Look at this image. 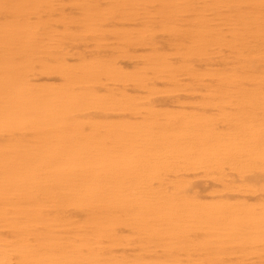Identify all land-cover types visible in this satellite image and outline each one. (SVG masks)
I'll return each instance as SVG.
<instances>
[{
    "label": "rangeland",
    "instance_id": "obj_1",
    "mask_svg": "<svg viewBox=\"0 0 264 264\" xmlns=\"http://www.w3.org/2000/svg\"><path fill=\"white\" fill-rule=\"evenodd\" d=\"M98 144L106 210L72 167ZM50 242L49 264H264V0H0V264Z\"/></svg>",
    "mask_w": 264,
    "mask_h": 264
},
{
    "label": "bare ground",
    "instance_id": "obj_2",
    "mask_svg": "<svg viewBox=\"0 0 264 264\" xmlns=\"http://www.w3.org/2000/svg\"><path fill=\"white\" fill-rule=\"evenodd\" d=\"M176 39H178V38H175V40ZM175 42H177V41H175ZM62 116L63 117H61V116L60 117L62 119H64L65 115L62 114ZM56 117H53V118L55 119ZM53 118H52V120H54ZM58 118L59 117H57V119ZM52 120H50L52 124H54V122L56 123V121H52ZM58 120H57V122H58ZM64 120H62V121H64ZM50 121L48 120V123ZM62 121H59V122H62ZM94 126H96V125H94ZM53 127H54V125H53ZM55 127L57 128L56 124H55ZM52 129L54 131V128H52ZM58 130H61V132H62L61 128L58 129ZM55 131L57 132V134L55 133V136L51 135L52 138L56 137L58 134L64 135V133H65L64 130H63L64 131L63 134L60 133V131L58 132L57 129H55ZM109 132H110V130H109ZM109 132L107 131L106 135L108 137V140L110 141V133ZM66 136H68V135H66ZM77 138H79V137H77ZM66 139H68V138L66 137ZM79 141H81V139L80 140L78 139V146L76 147L75 151L72 152V154L75 155L76 159H79L81 161V157L84 156V155L86 156L87 154H90L91 156H93L94 154L89 151V145L86 144L87 142L84 141L85 144L82 145V143L79 144ZM95 149L98 151L99 154L105 156L104 162L101 159H99V158L98 159L91 158L90 160L86 159L85 161L80 162L81 164H78L79 162H75L74 164H72V167L75 168V169L80 170L82 176H84V174L86 172V169H88V168L91 169L89 178H87L85 176V179L87 178V179L90 180L89 183H88V186H87L88 188L85 191H87L88 194H91V195L93 194L91 199L89 200V203L92 204V205L97 204L98 206L101 207L102 210L103 209L106 210V209H108L110 207V196H109V194H110V183L109 182H110V178H112V176H113V175L111 176V174H110V164H112L114 162L110 163V146L108 148H105L102 144H98V145H96ZM38 152H40V151L38 150ZM42 154H43V152H42ZM66 154H69V153L66 152ZM80 154H83V155L79 156ZM44 156H46V155H44ZM43 157H41V159H43ZM46 157H49V156H46ZM122 159H124V157ZM133 162L135 163V161H133ZM119 163H120V161H119ZM124 163H125V161H122V164H124ZM25 164H26V162H16L14 164V166H16V165L25 166ZM117 166H119V165H117ZM121 167H122V165H121ZM123 170L125 171V169H123ZM124 175L125 174H123V176ZM11 219H13V218H11ZM89 221L92 222L91 220H89ZM10 222L12 223V226H11L12 229H13L14 226L18 227V225L16 224L17 220L13 219ZM94 222L96 223V227H95V229H93V231L94 230L96 231L95 235H100V233H102V232H106V231L108 232L109 231V224H107V222H104L103 220H101L99 218H95ZM40 237H43V236L42 235H38L37 236L38 239ZM47 242H49V239H47ZM45 243L46 242L44 241V244ZM50 244H52V243L50 242L47 245L46 252H45V254H44L43 258H42V261L39 264H49V260L52 259L53 255H56V251L54 249L55 248L54 245H51L52 247L51 246L48 247ZM19 256H20V260H22V261H29V262L33 261V257L30 254L26 253V252H21L20 255H18V259H19ZM58 263H59V258H58ZM96 263L100 264V261L97 259Z\"/></svg>",
    "mask_w": 264,
    "mask_h": 264
}]
</instances>
